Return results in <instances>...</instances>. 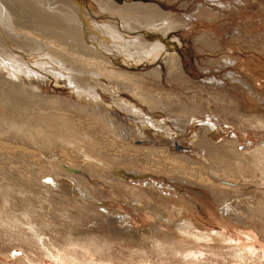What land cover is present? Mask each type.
Here are the masks:
<instances>
[{
  "label": "rangeland",
  "instance_id": "rangeland-1",
  "mask_svg": "<svg viewBox=\"0 0 264 264\" xmlns=\"http://www.w3.org/2000/svg\"><path fill=\"white\" fill-rule=\"evenodd\" d=\"M63 1L0 0L4 13L0 17V55L10 53L7 43L25 52L41 43L37 42L39 37L69 43L64 35L69 27L63 26L64 13L62 8L59 11ZM142 2L160 7L176 20L177 29L164 42L167 54L180 57L186 83L171 72L166 59L150 67L141 64L110 69L94 60L86 66L101 71L105 87L121 85L118 99H126L158 122L165 119L172 136L155 135L154 129L145 128L142 144L133 142L134 125L139 121L113 106L114 98L105 92L101 97L109 109V119L125 129L122 140L106 137L98 116L65 106L74 99L63 79L56 84L44 78L34 83L33 87L39 88L34 90L0 76V121L25 129L33 138L28 142L20 136L13 139L0 127V264H264V214L255 207L256 203L264 206V169L248 167L236 177L238 181L218 178V185L229 186L238 197L219 205L208 186L166 170L157 172L152 163L157 157L146 150L164 148L162 159L185 156L201 166L206 162L203 169L212 173L213 158L199 146L206 118H210L218 126L216 142L228 143L230 153L236 140L242 159L264 157V0ZM148 35L163 38L161 34ZM203 35H210L218 49L204 45ZM224 60L233 63L225 65ZM154 68L163 69L161 83L146 75ZM122 83L125 87H145L148 97L136 98ZM214 97L236 101L240 106L216 103ZM55 100L63 104L55 105ZM142 100L161 102L166 110L154 114ZM184 107L200 112L185 128L167 119L175 117V112L182 113ZM196 136L198 140L192 144ZM91 159L113 165L112 169L123 168L129 174L124 178L127 184L124 180L111 183L92 174L96 164L103 166ZM60 169L80 177L99 206L79 204L78 196L71 192L78 179H61L60 188L56 187L50 178ZM151 186L155 187L152 193L147 197L141 194V188L150 192ZM151 205L159 210H151ZM232 207L243 224L226 214ZM155 224L160 225L156 238L168 243V249H158L155 239L140 240L127 233L149 231ZM187 224L193 227L192 232L183 229ZM193 232L210 239H200ZM221 234L227 236L226 241H220ZM70 236L80 239L71 242Z\"/></svg>",
  "mask_w": 264,
  "mask_h": 264
},
{
  "label": "bare ground",
  "instance_id": "bare-ground-1",
  "mask_svg": "<svg viewBox=\"0 0 264 264\" xmlns=\"http://www.w3.org/2000/svg\"><path fill=\"white\" fill-rule=\"evenodd\" d=\"M142 1L143 0H138V2H136V0H81L80 2L79 0H64L61 3V7H58H60L59 11H61L62 8L64 13V15L62 14L61 16L62 21L65 22L63 26L68 25L69 29H65L66 32H63H65V38H68V41H73L74 45H69L71 44V41L69 43L67 42L68 44H59L53 41V38L51 37H49V39L48 37L44 39L45 37L38 38L37 36V42L41 43H36L30 49L28 48L29 50L24 52L19 51V49H16L14 46H11L10 43H7L10 53H8L6 56L0 55V76H3V78L13 83L23 85L27 84L31 89L34 90H39L38 87H33L34 83L39 84L40 80L44 78H48L56 84H58L60 80L63 79L67 83L69 90L72 92L74 99L73 103L65 101V106L69 107L75 112H90L92 115L98 116L97 118L100 120L101 125L105 130V136L112 137L115 140H122L124 139L125 129L123 127H117L109 119V109L104 105L101 97L102 93L110 92L108 96H110L111 99L114 98L112 101L113 106L119 107L128 115H133L134 118L139 121L138 124L134 125L136 129H133V142H135V140H139L140 142L145 139V128L154 129L156 131L155 135L171 137L173 132L167 127L165 119L161 122H158L154 120L153 117L147 116L144 113V110H141L136 106H130L131 104L129 105L126 99H118V91L121 89V85L115 86L110 84L109 87H105L101 71L86 66V62H91L94 60L93 62L103 64L105 68L110 67V69H117V67H119V69L126 68L124 66L138 67L141 64L145 65L146 67H150L159 63L160 60L166 59L167 64L170 65L171 72H173L176 77H180L186 83V80H184L182 77L184 75V68L180 61V57L177 54H167V45L164 42L165 39L171 37L173 35L172 33L177 29L176 27L178 24L176 20L170 18V15L165 13L160 7L156 5H144L145 3L143 4ZM204 15L207 17H212V15L209 13ZM3 16L4 13L0 11V17L3 18ZM58 27L62 28L60 25H58ZM148 33L161 34L164 39L156 37L152 38L148 35ZM201 42L209 48L218 49V47L214 45V41L210 35H203ZM53 43H56L57 45L54 46ZM49 44L53 48L49 47ZM67 54H69L71 58L67 56ZM80 54L82 56H80ZM223 62L225 65H232L233 63L231 60H224ZM162 72L163 69L154 68L149 73V75H146L152 78L154 81L161 83L160 81L163 77ZM128 75V77L132 76L131 74ZM122 77L125 78L124 75ZM122 86L125 87V83H122ZM144 88L145 87L136 88V86L127 85L123 89L127 90L136 98L143 99L147 98V94L149 93ZM113 94L117 96H114ZM214 100L216 103L227 104L228 106H240L239 104L237 105L236 101L233 102L232 100L226 102L225 100L215 97ZM142 101L152 109L154 114L157 113V110H166L165 107L162 106L161 102ZM57 103L60 105L63 104L62 101L55 100V105ZM171 113H173V111H171ZM198 114H200V112L197 111L195 107H184L182 109V113L176 114L175 112V117H167V119L174 120V123H176L177 126H182L185 128L186 125H191L195 122ZM206 120V130L202 134V137L199 141V146L201 149H203L204 153H209L210 157L213 158L214 163L213 161L212 163L214 165V169L212 173H209V170L206 171L203 169L204 164L208 166L206 162H204V164H202L203 166H201L199 163L185 156H172L170 158L168 157L166 159H162L161 157H165L163 155L166 154V150L164 148L160 150L146 148V150H149L150 154L157 157L156 159L152 160L157 172H160V170H166L177 177L181 176L184 179L186 178L188 182L190 180V182H196L197 184L199 183L204 186H208L211 188V192H213L218 204L223 205L232 198L235 199L238 197H236L237 195H232L236 194V191L232 188H228L229 186H225L222 183L218 185L216 183L218 181L217 179L221 178L222 180H230L232 177L237 179L236 177L248 167L258 166L264 169V157H251L248 160L242 159L241 154L236 149L238 147L236 140H233L231 144L232 146L230 147V153L228 151V143L219 144L216 142V134L219 133L218 126L210 118H206ZM0 127L8 131L4 134L12 137L13 139L18 138L19 136L27 142L30 140V138L33 139L31 136L26 134L27 132L25 129L22 130L21 127H18L13 123L0 121ZM197 140L198 137L196 136V140L192 142V144H196ZM47 141L48 140L45 138L44 142ZM139 144L142 143L140 142ZM151 151L153 152L151 153ZM222 155H225V158L222 159V157L219 159L218 157H221ZM85 157L90 156L85 155ZM181 158L184 159V162L186 161V164L179 161ZM90 162L102 164L103 168H99L98 164H96L97 168L92 167V174H95L100 178L104 177L103 179L106 178V180L108 179L109 181L111 180V183H120L125 177L129 176L126 171L124 172L123 168L112 169L113 165L104 164L100 160L96 159H91ZM198 164L199 167H197ZM162 165H165L166 168H162ZM50 179L51 182L58 188H60L61 179H68L70 181L78 179L77 185L71 188V192L78 196L79 204L83 205V203H86L89 205L94 204L96 207L99 206L100 203L96 196L87 188V186H85L80 177L76 178L75 175L71 174L70 171L62 169L54 171ZM50 184L51 183H49V185ZM124 185L122 184L121 186L123 187ZM49 187L52 188V185ZM124 187L127 188V185ZM150 189L151 191L147 192L141 188V194L146 195L147 197L148 194L155 190V187L151 186ZM133 193L136 194L135 192ZM254 198L255 197L252 196L251 199ZM255 207L256 210L260 212V214H264V212H262L264 208L263 204L256 203ZM150 208L151 210L154 208L155 210H159L157 205H155V207L151 205ZM4 211H6V209ZM12 213L13 212H10V214ZM226 214L232 216L238 223L243 224V218L240 214L236 213L235 208L232 207L230 210H227ZM179 215L181 216L180 212ZM255 216L260 218L263 217L257 214H255ZM192 228L193 227L188 224L183 226V229L188 232H192ZM157 229H160L159 224H155L154 227L149 231L136 230L135 233H133V231H128L127 233L129 235H136L140 240L147 241V239H155L157 243L159 242V240L156 238L158 237ZM193 234L196 233L193 232ZM36 237L39 238L40 234L37 233ZM198 237L200 239H208V241L210 239L209 237L200 235V233ZM226 237L227 236L224 234L218 236L220 241L225 240ZM69 238L70 239L68 241L71 242H76L80 239L79 236H70ZM159 244L160 245H158V249H162V247L168 249V243L160 241ZM252 253L256 252L252 250ZM70 261L75 263L79 262V260L76 258H71Z\"/></svg>",
  "mask_w": 264,
  "mask_h": 264
}]
</instances>
